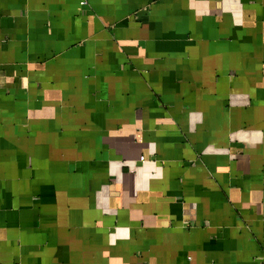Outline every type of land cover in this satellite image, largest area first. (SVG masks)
<instances>
[{"label":"crops","instance_id":"obj_1","mask_svg":"<svg viewBox=\"0 0 264 264\" xmlns=\"http://www.w3.org/2000/svg\"><path fill=\"white\" fill-rule=\"evenodd\" d=\"M0 0V264L264 263V0Z\"/></svg>","mask_w":264,"mask_h":264},{"label":"built area","instance_id":"obj_2","mask_svg":"<svg viewBox=\"0 0 264 264\" xmlns=\"http://www.w3.org/2000/svg\"><path fill=\"white\" fill-rule=\"evenodd\" d=\"M80 5L81 6H85L86 5V1L85 0H82L81 2H80ZM264 264V263H263Z\"/></svg>","mask_w":264,"mask_h":264}]
</instances>
